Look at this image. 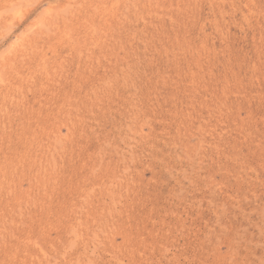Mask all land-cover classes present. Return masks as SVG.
Wrapping results in <instances>:
<instances>
[{
	"label": "rangeland",
	"instance_id": "obj_1",
	"mask_svg": "<svg viewBox=\"0 0 264 264\" xmlns=\"http://www.w3.org/2000/svg\"><path fill=\"white\" fill-rule=\"evenodd\" d=\"M0 264H264V0H0Z\"/></svg>",
	"mask_w": 264,
	"mask_h": 264
}]
</instances>
